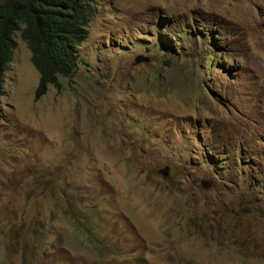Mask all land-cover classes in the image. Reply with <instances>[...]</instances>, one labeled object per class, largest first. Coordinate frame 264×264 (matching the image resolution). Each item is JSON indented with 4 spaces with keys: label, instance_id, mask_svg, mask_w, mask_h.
Instances as JSON below:
<instances>
[{
    "label": "rangeland",
    "instance_id": "374dc122",
    "mask_svg": "<svg viewBox=\"0 0 264 264\" xmlns=\"http://www.w3.org/2000/svg\"><path fill=\"white\" fill-rule=\"evenodd\" d=\"M93 8L75 71L37 100L13 34L0 264H264V0Z\"/></svg>",
    "mask_w": 264,
    "mask_h": 264
},
{
    "label": "trees",
    "instance_id": "16d2710c",
    "mask_svg": "<svg viewBox=\"0 0 264 264\" xmlns=\"http://www.w3.org/2000/svg\"><path fill=\"white\" fill-rule=\"evenodd\" d=\"M95 3L96 0H0V96L3 73L14 48L13 34L21 25V37L39 74L34 98L44 95L50 85L59 89L58 77L70 76L76 69L78 47L88 35ZM162 44L173 51L172 42L164 40ZM79 216H72L77 220L76 229L93 239L92 245H99L98 228L93 230L95 226L77 219Z\"/></svg>",
    "mask_w": 264,
    "mask_h": 264
},
{
    "label": "water",
    "instance_id": "95a60500",
    "mask_svg": "<svg viewBox=\"0 0 264 264\" xmlns=\"http://www.w3.org/2000/svg\"><path fill=\"white\" fill-rule=\"evenodd\" d=\"M145 59L143 58V57H141V56H137L136 58H135V62L136 63H139V62H141V61H144Z\"/></svg>",
    "mask_w": 264,
    "mask_h": 264
},
{
    "label": "clouds",
    "instance_id": "9594fccd",
    "mask_svg": "<svg viewBox=\"0 0 264 264\" xmlns=\"http://www.w3.org/2000/svg\"><path fill=\"white\" fill-rule=\"evenodd\" d=\"M52 214V213H51ZM53 219V218H52Z\"/></svg>",
    "mask_w": 264,
    "mask_h": 264
}]
</instances>
